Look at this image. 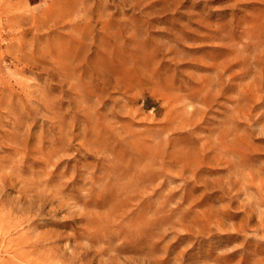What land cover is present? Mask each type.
<instances>
[{"label":"rangeland","instance_id":"374dc122","mask_svg":"<svg viewBox=\"0 0 264 264\" xmlns=\"http://www.w3.org/2000/svg\"><path fill=\"white\" fill-rule=\"evenodd\" d=\"M0 264H264V0H0Z\"/></svg>","mask_w":264,"mask_h":264}]
</instances>
